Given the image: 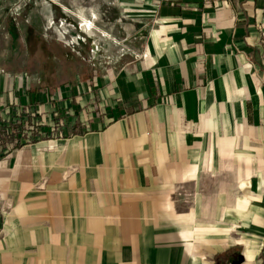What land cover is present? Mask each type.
<instances>
[{
    "label": "crops",
    "instance_id": "obj_1",
    "mask_svg": "<svg viewBox=\"0 0 264 264\" xmlns=\"http://www.w3.org/2000/svg\"><path fill=\"white\" fill-rule=\"evenodd\" d=\"M116 1L125 68L0 81L66 118L0 159V264H264V0Z\"/></svg>",
    "mask_w": 264,
    "mask_h": 264
},
{
    "label": "rangeland",
    "instance_id": "obj_2",
    "mask_svg": "<svg viewBox=\"0 0 264 264\" xmlns=\"http://www.w3.org/2000/svg\"><path fill=\"white\" fill-rule=\"evenodd\" d=\"M116 2L0 0V81L50 97L95 73L125 68L140 50L129 44L132 35L122 29L128 14Z\"/></svg>",
    "mask_w": 264,
    "mask_h": 264
},
{
    "label": "built area",
    "instance_id": "obj_3",
    "mask_svg": "<svg viewBox=\"0 0 264 264\" xmlns=\"http://www.w3.org/2000/svg\"><path fill=\"white\" fill-rule=\"evenodd\" d=\"M50 99L55 100L54 96ZM40 104L42 106L44 102L41 101ZM0 106L3 107V121L0 122V159L20 146L63 136L66 118L61 115L60 109L54 108L49 118L48 112L43 111L41 106L37 108L30 103L23 105L16 99L8 105L0 98ZM68 114L66 110V115Z\"/></svg>",
    "mask_w": 264,
    "mask_h": 264
},
{
    "label": "bare ground",
    "instance_id": "obj_4",
    "mask_svg": "<svg viewBox=\"0 0 264 264\" xmlns=\"http://www.w3.org/2000/svg\"><path fill=\"white\" fill-rule=\"evenodd\" d=\"M91 27H92V22L86 21V26L84 27V30L85 31H88L89 29L91 30Z\"/></svg>",
    "mask_w": 264,
    "mask_h": 264
}]
</instances>
